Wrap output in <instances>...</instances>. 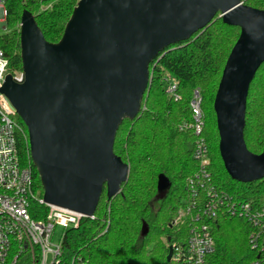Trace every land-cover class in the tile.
<instances>
[{
  "label": "water",
  "instance_id": "obj_1",
  "mask_svg": "<svg viewBox=\"0 0 264 264\" xmlns=\"http://www.w3.org/2000/svg\"><path fill=\"white\" fill-rule=\"evenodd\" d=\"M217 14L241 29L213 104L219 151L232 179L253 182L264 178V150H249L244 131L249 90L264 63L263 9L243 0H78L58 42L23 11L22 71L8 73L1 92L27 127L47 204L92 216L105 186L108 199L121 192L130 166L114 143L123 121L142 110L152 62ZM170 186L160 174L159 193ZM172 254L171 245L167 260Z\"/></svg>",
  "mask_w": 264,
  "mask_h": 264
},
{
  "label": "trees",
  "instance_id": "obj_2",
  "mask_svg": "<svg viewBox=\"0 0 264 264\" xmlns=\"http://www.w3.org/2000/svg\"><path fill=\"white\" fill-rule=\"evenodd\" d=\"M78 0H59L51 10L38 12V0H7V26L12 30L0 36V48L9 59L8 71H22L20 32L24 10L35 15L46 39L58 42ZM264 10V0H244ZM217 14L215 20L195 33L189 40L171 45L151 64V80L144 95L142 110L133 120L120 125L114 151L130 166L128 180L120 193L108 199L104 187L95 219L83 218L78 227L65 230L63 254L75 255L88 264H180L167 260L169 246L183 248L189 236L187 224L172 225L178 208L189 198L188 178L200 169L195 157L198 135L189 127L193 122L191 101L195 90L201 96L204 126L201 137L209 147L207 166L215 186L236 198L264 203V178L239 182L225 169L219 151V132L214 99L229 54L240 36L238 26L226 24ZM167 70L178 79V99L166 92L161 78ZM20 137V154L24 164L33 168L34 193L43 196V187L29 148L28 131ZM247 147L254 153L264 150V63L251 84L244 131ZM164 174L171 186L161 195L158 178ZM48 207L36 199L30 213L36 219L47 214ZM251 223L221 211L213 220L214 251L206 264H251L257 258L249 236Z\"/></svg>",
  "mask_w": 264,
  "mask_h": 264
},
{
  "label": "built area",
  "instance_id": "obj_3",
  "mask_svg": "<svg viewBox=\"0 0 264 264\" xmlns=\"http://www.w3.org/2000/svg\"><path fill=\"white\" fill-rule=\"evenodd\" d=\"M6 1L0 0L1 27L7 24ZM58 1L38 0V12L51 10ZM8 66L9 59L0 48V264H88L77 255L66 258L63 239L54 244L52 238L56 226L65 230L75 228L83 218L95 219L96 216L47 204L43 196L34 193L33 168L24 164L20 154L19 140L26 136V132L1 92L9 73ZM161 78L166 83L167 94L178 99V79L167 70L161 72ZM200 104V93L195 90L191 101L193 122L189 127L198 135L194 155L200 162V169L188 178L189 198L178 208L172 222L173 225L189 226L186 245L183 248L172 245V259L180 264H206L207 256L215 247L213 220L225 211L251 223L249 242L252 250L258 252L251 264H264V203L258 205L236 198L219 190L213 183L207 169L209 147L205 138L200 136L204 126ZM33 199L48 207L44 218L36 220L31 216Z\"/></svg>",
  "mask_w": 264,
  "mask_h": 264
},
{
  "label": "rangeland",
  "instance_id": "obj_4",
  "mask_svg": "<svg viewBox=\"0 0 264 264\" xmlns=\"http://www.w3.org/2000/svg\"><path fill=\"white\" fill-rule=\"evenodd\" d=\"M244 1V0H243ZM245 3V2H244ZM246 4V3H245ZM220 16V15H219ZM215 20V19H214ZM18 30L20 31V23L17 25ZM12 30V27H8L6 24V29H3L1 27V23H0V36L5 35L6 33L10 32ZM163 71V70H162ZM15 118L17 119V117L15 116ZM177 214V213H176ZM174 220V219H173ZM172 220V222H173ZM171 222V223H172ZM65 233V229L62 226H56L55 231H54V235L52 238V242L54 244H58L60 241H62L63 239V235Z\"/></svg>",
  "mask_w": 264,
  "mask_h": 264
},
{
  "label": "flooded vegetation",
  "instance_id": "obj_5",
  "mask_svg": "<svg viewBox=\"0 0 264 264\" xmlns=\"http://www.w3.org/2000/svg\"><path fill=\"white\" fill-rule=\"evenodd\" d=\"M173 225V224H172Z\"/></svg>",
  "mask_w": 264,
  "mask_h": 264
}]
</instances>
